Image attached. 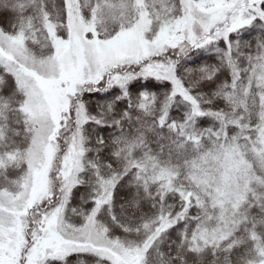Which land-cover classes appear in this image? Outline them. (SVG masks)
I'll list each match as a JSON object with an SVG mask.
<instances>
[{
  "label": "snow or ice",
  "instance_id": "obj_1",
  "mask_svg": "<svg viewBox=\"0 0 264 264\" xmlns=\"http://www.w3.org/2000/svg\"><path fill=\"white\" fill-rule=\"evenodd\" d=\"M0 264H264V0H0Z\"/></svg>",
  "mask_w": 264,
  "mask_h": 264
},
{
  "label": "trees",
  "instance_id": "obj_2",
  "mask_svg": "<svg viewBox=\"0 0 264 264\" xmlns=\"http://www.w3.org/2000/svg\"><path fill=\"white\" fill-rule=\"evenodd\" d=\"M203 53H200L199 55H202ZM206 55V54H205ZM197 56V54H193V57H196ZM209 56V55H208ZM207 56V57H208ZM206 57V58H207ZM198 58V57H197ZM211 59H212V57H211ZM140 85H144V83H142L141 81H139L138 82ZM135 85H132V86H130V88L131 87H134ZM159 90H162V89H159ZM140 91L141 92H143V91H147V87H141L140 88ZM158 90H155L154 92H157ZM104 95H107V93H105ZM98 96H99V94H93L92 95V97H91V99L93 100V101H95L97 98H98ZM205 126H207V125H205ZM100 131V134L101 135H108L109 133H111L113 130L112 129H105V130H99ZM80 192L82 193L83 192V189H80ZM125 193H126V189H120V194H119V199H117V201H116V207H117V209L119 208V204L121 203V202H123V198H124V196H125ZM77 205H78V203H79V201H78V199H77Z\"/></svg>",
  "mask_w": 264,
  "mask_h": 264
},
{
  "label": "rangeland",
  "instance_id": "obj_3",
  "mask_svg": "<svg viewBox=\"0 0 264 264\" xmlns=\"http://www.w3.org/2000/svg\"><path fill=\"white\" fill-rule=\"evenodd\" d=\"M208 55L212 57V62H214L215 61L214 53H203L201 56L207 57ZM195 58H197V56L194 57V59ZM141 82L144 83V85H147V91L154 92L155 90L162 89V87L158 85L157 82L154 80L153 81H141Z\"/></svg>",
  "mask_w": 264,
  "mask_h": 264
}]
</instances>
